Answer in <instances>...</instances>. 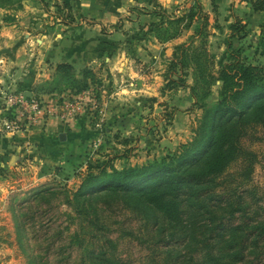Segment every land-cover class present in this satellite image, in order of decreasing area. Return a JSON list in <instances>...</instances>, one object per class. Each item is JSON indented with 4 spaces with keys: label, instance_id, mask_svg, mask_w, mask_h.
I'll return each mask as SVG.
<instances>
[{
    "label": "rangeland",
    "instance_id": "rangeland-1",
    "mask_svg": "<svg viewBox=\"0 0 264 264\" xmlns=\"http://www.w3.org/2000/svg\"><path fill=\"white\" fill-rule=\"evenodd\" d=\"M90 1L101 16L84 15L88 5L82 0L0 5V52L23 56L20 64L36 76L25 83L19 68L0 81V118L18 117L14 131L5 127L6 117L0 120V264H80L76 246L65 247L75 229L65 192L76 190L89 168L159 161L192 139L201 105L218 102L220 83L210 84L199 100L200 92L190 90L194 65L190 59L179 63L180 50L172 60L174 46L199 47L209 61L202 59L201 68L214 77L228 56V43L243 48L245 60L264 64V11H253L246 0L85 2ZM153 10L172 19L183 16L181 26L188 25L161 43L147 28L158 20ZM236 20L246 27L241 39L229 29ZM62 63L71 66V79L46 84ZM55 85L58 89L49 91ZM21 94L36 107L5 103ZM22 111L35 120L27 124ZM32 126V139L24 140ZM58 131L68 135L67 142L56 137ZM248 143L258 162L246 183L256 188L264 206V143ZM236 168L233 163L228 171ZM108 223L117 253L131 264H147L153 246L117 232L122 223L137 231L138 222L119 210Z\"/></svg>",
    "mask_w": 264,
    "mask_h": 264
},
{
    "label": "trees",
    "instance_id": "trees-1",
    "mask_svg": "<svg viewBox=\"0 0 264 264\" xmlns=\"http://www.w3.org/2000/svg\"><path fill=\"white\" fill-rule=\"evenodd\" d=\"M0 1L10 6L18 0ZM246 2L253 11H264V0ZM152 13L158 20L147 28L161 43L175 39L188 25L181 26L183 16ZM229 29L238 39L246 34L240 20ZM232 46L228 43V56L215 77L201 68L202 59L209 61L199 47L174 46L172 60L180 50L179 63L187 65L190 59L194 65L190 90L200 92L199 100L206 98L210 84L220 83L218 102L211 107L200 104L204 109L190 141L159 161L89 168L78 188L65 192L63 202L75 224L65 247L76 246L80 264H131L117 253L109 235L108 219L119 210L132 216L138 227L136 231L122 223L118 235L153 246L147 264H264V206L256 188L246 183L258 162L248 141L264 143V64L245 60L243 48ZM70 70L69 64H59L45 83L67 82ZM56 85L49 91L57 90ZM233 163L236 170L228 171Z\"/></svg>",
    "mask_w": 264,
    "mask_h": 264
},
{
    "label": "crops",
    "instance_id": "crops-1",
    "mask_svg": "<svg viewBox=\"0 0 264 264\" xmlns=\"http://www.w3.org/2000/svg\"><path fill=\"white\" fill-rule=\"evenodd\" d=\"M60 1H63L65 3H70L69 1H72L73 3L77 2V0H60ZM82 1L85 5H88V7L83 10L84 15H86L88 18L90 15L94 18H97L98 13H100V16L102 15L101 11L97 7H94L91 1L90 2H85L86 0H82ZM106 15L108 14L106 13ZM22 57L23 56H20L18 53L0 52V81H4V76L6 75L8 77H12L14 75L13 73L15 72V70L16 69L19 70V68H20L19 70L20 77L22 78L21 80L23 82L26 83L31 81L32 79H35L36 76H32V74H30V72L28 71L29 67L27 66L25 67L20 64L23 61ZM0 87H2V84H0ZM6 115L7 113H5V116L1 117L0 120L6 117ZM25 126L27 127L28 125ZM14 133L15 132H8L6 136H11V134ZM60 134H62L60 131L55 132L56 137H58L59 139H60ZM33 135H34V128L32 126L30 127V130L27 132L26 138L24 137V140L27 138L31 140ZM49 135L51 136L52 134ZM63 138L66 139L67 142L68 135L64 134Z\"/></svg>",
    "mask_w": 264,
    "mask_h": 264
},
{
    "label": "built area",
    "instance_id": "built-area-1",
    "mask_svg": "<svg viewBox=\"0 0 264 264\" xmlns=\"http://www.w3.org/2000/svg\"><path fill=\"white\" fill-rule=\"evenodd\" d=\"M22 96V94L20 95ZM16 97V96H8V98L5 100V103L12 107V108H17L20 109V106L22 105H27V107L29 108H34L36 107V104L34 102L33 99L27 98L25 95L24 97ZM16 105V106H13ZM25 110V109H24ZM21 115L23 116V119L28 120L27 124H31L30 120H35V116L30 114V112H28V114H25L24 111L21 112ZM6 120L4 121L5 123V127L10 129L11 131H14L16 129V119L18 118L17 116H15L14 113H9L6 116Z\"/></svg>",
    "mask_w": 264,
    "mask_h": 264
},
{
    "label": "water",
    "instance_id": "water-1",
    "mask_svg": "<svg viewBox=\"0 0 264 264\" xmlns=\"http://www.w3.org/2000/svg\"><path fill=\"white\" fill-rule=\"evenodd\" d=\"M63 136H64V134L62 133V134H60V138H63Z\"/></svg>",
    "mask_w": 264,
    "mask_h": 264
}]
</instances>
